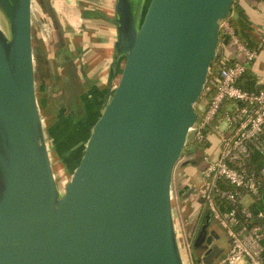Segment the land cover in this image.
Masks as SVG:
<instances>
[{
  "label": "water",
  "instance_id": "obj_1",
  "mask_svg": "<svg viewBox=\"0 0 264 264\" xmlns=\"http://www.w3.org/2000/svg\"><path fill=\"white\" fill-rule=\"evenodd\" d=\"M235 0H117L114 89L60 189L37 97L33 0H0V264H185L175 169ZM87 119V118H86ZM206 210L195 249L225 247Z\"/></svg>",
  "mask_w": 264,
  "mask_h": 264
},
{
  "label": "built area",
  "instance_id": "obj_2",
  "mask_svg": "<svg viewBox=\"0 0 264 264\" xmlns=\"http://www.w3.org/2000/svg\"><path fill=\"white\" fill-rule=\"evenodd\" d=\"M221 33L237 57L217 61L221 74L208 78L201 97L207 104L190 136L205 146L200 172L204 205L228 237L227 252L214 264H264V86L249 91L238 85L258 52L226 20ZM192 229L186 225L181 235L185 264H198Z\"/></svg>",
  "mask_w": 264,
  "mask_h": 264
},
{
  "label": "crops",
  "instance_id": "obj_3",
  "mask_svg": "<svg viewBox=\"0 0 264 264\" xmlns=\"http://www.w3.org/2000/svg\"><path fill=\"white\" fill-rule=\"evenodd\" d=\"M36 1L42 10H50L47 20L52 27L51 40L46 42L44 60L40 62L43 74L38 86L43 93L40 106L42 117L45 123L51 125L57 120L72 126L84 125L75 130V134L78 137L83 135L84 139L91 125L90 120L102 113L105 96L118 81V75L114 76L111 69L118 36L114 23L117 0H33L34 3ZM238 3L247 11L255 28L254 33L262 41V49L248 70L256 77L257 85L263 87L264 0H238ZM51 8L56 23L51 17ZM219 53L230 60L237 57L222 35ZM193 169L189 165L184 168L189 175L186 181H189ZM178 178L180 183L182 176ZM178 187L181 196V186Z\"/></svg>",
  "mask_w": 264,
  "mask_h": 264
},
{
  "label": "rangeland",
  "instance_id": "obj_4",
  "mask_svg": "<svg viewBox=\"0 0 264 264\" xmlns=\"http://www.w3.org/2000/svg\"><path fill=\"white\" fill-rule=\"evenodd\" d=\"M35 1V0H34ZM36 4V7L34 8V45L36 48H39L38 50V56L39 60L36 61L35 58V65H36V80H37V97L39 101V106H41L42 101V96L43 93L39 89L38 86V81L40 80L43 72L40 68V62L44 60V52L45 48H47L46 42H49L51 40L52 36V27L51 23L47 20L48 15L46 13V10H42L39 6L37 1L34 3ZM41 47V48H40ZM47 53V50H46ZM52 55V53H49ZM48 55V53H47ZM36 57V56H35ZM49 58V56H47ZM49 60V59H48ZM50 62V60H49ZM43 109V108H42ZM198 112L200 109H197ZM99 115V114H98ZM95 118L90 120L91 125L89 126V130L87 132V135L84 137L86 138L91 131L92 124L94 123ZM46 121H44L45 123ZM54 123V122H53ZM45 135L48 139V144H49V151L51 154V161H52V166H53V171L55 173V178L57 180L58 186L60 189H64L69 177H70V171L68 169V166L64 162L61 161L62 158H60L57 154V152L54 150V141L52 142L51 138L54 136L56 138L64 136L66 133L67 135H72L71 137L75 136V131L72 129L74 126H66L62 123H59L57 120L56 123L54 124H48L45 123ZM80 127H78L79 129ZM76 129V128H75ZM54 133V135H53ZM76 134V138H77ZM79 142L82 143L83 135L79 136L78 138H81ZM77 138V139H78ZM54 139V138H53ZM55 140V139H54ZM78 142V143H79ZM195 144L192 142V136L189 137V140L185 146V149L183 151L182 157L180 161L178 162L176 169H175V175H174V182H173V206H174V213H175V219H176V225H177V232L179 233V239H180V244H181V249L183 251V255L185 256V245L183 242V237L182 232L183 229L186 228V225L190 226L192 225L193 222H195L194 215L197 212V210L202 213L206 211V206L204 205V200H203V194H202V185H201V177H200V172L202 168L204 167V161L202 160L201 163H199L197 166H193L192 164L189 165L190 169L192 167L194 168V172L191 174L189 181L187 180V177L189 176L188 174L185 173L184 168L186 167V161L188 159H191L190 156L195 155L194 150H195ZM198 155H202L203 152L200 150L197 153ZM73 161V160H70ZM69 161V163H70ZM77 163V160L75 161L74 165ZM73 169V168H72ZM181 175L182 179L179 183V178L178 176ZM189 184V188H187ZM186 186L183 189L182 195L180 196L178 193V186ZM191 188V190H189ZM184 212V214H183ZM185 222V223H184ZM215 223V222H213ZM216 224V223H215ZM217 230L219 235L221 236L217 242L225 247V252L222 254V256L225 255V253L228 250V237L226 233L217 225ZM188 231V229H186ZM192 232V231H191ZM192 233H195L192 232ZM221 256V257H222Z\"/></svg>",
  "mask_w": 264,
  "mask_h": 264
},
{
  "label": "trees",
  "instance_id": "obj_5",
  "mask_svg": "<svg viewBox=\"0 0 264 264\" xmlns=\"http://www.w3.org/2000/svg\"><path fill=\"white\" fill-rule=\"evenodd\" d=\"M48 12L50 13V10L49 11L47 10L46 13H48ZM51 17L53 18L54 22L56 23L55 13H54L52 8H51ZM225 20L228 21L234 27L238 37L247 47H249L252 50L257 51L258 53L261 51L262 46H263L262 41L259 40L257 38V36L255 35V33H254L255 28H254L253 22L251 21L247 11L239 5L238 0L234 1L232 8H231L230 15ZM221 35H222V33H221ZM38 49L39 48H36V46L34 45L36 61L37 60L40 61L39 56H38V51H39ZM221 58H222V54L219 53L217 55V57L215 58V60L211 63L210 77L212 75L214 76V75H220L221 74V69L217 68V66H216L217 61L220 60ZM230 63H231V61L228 62V64H230ZM238 85L240 87L246 89V90H249V91L259 90V88H260L257 85L256 77L248 69L243 74V76L240 78ZM206 104H207V101L204 98H201L199 100L198 105H197V109H200L198 112L199 116H201L202 113L204 112V106ZM194 144L196 146L194 151L198 152L201 150L204 154L205 146L201 143H195L194 142ZM192 226H193V224L190 226L189 229L193 228ZM193 255H194V260L196 261V263L199 264L200 258L196 257L194 252H193Z\"/></svg>",
  "mask_w": 264,
  "mask_h": 264
},
{
  "label": "flooded vegetation",
  "instance_id": "obj_6",
  "mask_svg": "<svg viewBox=\"0 0 264 264\" xmlns=\"http://www.w3.org/2000/svg\"><path fill=\"white\" fill-rule=\"evenodd\" d=\"M77 114H79V112H77ZM81 117V116H80ZM80 117L77 119V120H79L80 119ZM72 118H76L75 116H72ZM62 124H64V125H66V126H72L71 124H68V123H66V122H63ZM78 127H80V128H82V127H84V125H81V124H79V125H77V126H75L74 125V128H72L74 131L76 130V129H78ZM76 128V129H75ZM75 136H73V137H71L72 135H70V137H69V135H67V133L64 135V136H62V137H58V138H56V137H52L51 138V140H52V142L54 141V144H53V146H54V150L57 152V154H58V156L60 157V158H62L61 159V161L62 162H64L65 164H66V166H68V169L69 170H72V166L74 165V163H75V160H73V161H70V163L69 162H66L65 160H64V158H65V156L69 153L68 151H69V149H68V147L69 146H73L75 143H78L79 142V139H77L76 138V134H74ZM55 140H54V139ZM49 141H48V139H47V143H48ZM48 147H49V144H48ZM66 151V152H65ZM194 153H195V155H193V156H190L191 157V159H188L187 161H186V165H190V164H192L193 166H197L199 163H201V161L204 159V154H202L201 156L200 155H198L197 153L198 152H196V151H194ZM50 156H51V154H50ZM181 186V185H180ZM188 187L187 188H189L190 186L189 185H187ZM186 186H181V190H182V192H183V189L185 188ZM189 190H191V188L189 189ZM206 212V211H205ZM205 212L204 213H202V211H198L197 210V212L195 213V215H194V218H195V222H193L192 224H193V230L195 231V237H194V241H195V238H196V235H197V232H198V230H199V227H200V225H201V223H202V220H203V218H204V215H205ZM214 222V220H213V218H212V220H211V226H210V229H212V230H216L217 232H218V230H217V225L215 224V223H213ZM194 241H193V245H194ZM193 252L195 253V256L196 257H199V258H201V255L204 253V252H206V250H207V247H206V245H204L202 248H199V249H195L194 247H193ZM199 264H202L201 263V261L199 260Z\"/></svg>",
  "mask_w": 264,
  "mask_h": 264
}]
</instances>
